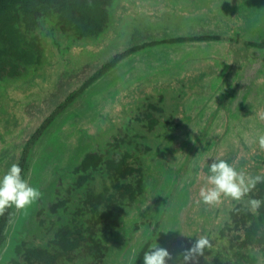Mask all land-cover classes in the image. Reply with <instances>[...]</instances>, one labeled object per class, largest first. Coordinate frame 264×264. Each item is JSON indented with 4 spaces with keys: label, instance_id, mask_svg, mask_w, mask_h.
I'll use <instances>...</instances> for the list:
<instances>
[{
    "label": "rangeland",
    "instance_id": "rangeland-1",
    "mask_svg": "<svg viewBox=\"0 0 264 264\" xmlns=\"http://www.w3.org/2000/svg\"><path fill=\"white\" fill-rule=\"evenodd\" d=\"M201 2L202 9L199 8L202 3L181 4L178 10L161 4L154 8L135 5L126 9L114 38L108 39L100 50L68 55L65 61L61 60L57 77L52 78L51 83L10 94V103H14L20 119L16 128L0 131V176L11 164L20 163L29 140L64 102L66 95L80 88L90 74L116 54L154 39L201 34L222 37L219 42L148 48L83 93L29 151V170L25 178L39 188L42 195L23 209L9 205L15 212V221L19 216L27 218L43 206L60 170H64L83 147L95 146L100 127L103 131L108 125L101 113L112 109L111 100L117 97L114 102L122 110L126 102L133 101L126 97L130 89L140 86L142 91L147 83L158 84L157 93L164 99L162 108L167 112L161 118L159 129L175 121L181 108L184 115L178 118L185 121L158 151L154 149L155 134L141 131L148 144L151 143L156 167L165 175L160 184L163 188L157 191L155 203L148 202L141 213L132 215L124 233L132 240L131 244L121 258L109 257L108 264H135L147 243L167 248L172 254L169 264L183 262L181 259L175 263L176 253L184 257L185 250L192 247L199 234L214 231L217 223L211 212L218 203L206 204L199 196L201 187L211 186L207 176L212 160H227L248 178L261 177L256 183L264 180V148L258 142V137L264 135V50L249 48L248 54L242 52L236 58L231 46L232 39L238 40L236 45H244L264 37V0ZM189 90L195 93L186 97L191 93ZM136 98L138 96L133 95L131 99ZM3 110L8 111L0 101V111ZM203 208L205 212L198 216ZM3 211L4 208L0 209V214ZM155 227L158 232L154 234ZM113 244L116 248V242ZM197 255L191 261H184L185 264L194 262ZM3 260L0 259V264H4ZM138 264H143V258Z\"/></svg>",
    "mask_w": 264,
    "mask_h": 264
},
{
    "label": "trees",
    "instance_id": "trees-1",
    "mask_svg": "<svg viewBox=\"0 0 264 264\" xmlns=\"http://www.w3.org/2000/svg\"><path fill=\"white\" fill-rule=\"evenodd\" d=\"M201 1L0 0V101L8 110L0 111V131L19 124L20 115L14 103H10V94L51 83L52 78L57 77L61 60L65 61L68 55L100 50L108 39L114 38L126 9L135 5L154 8L161 4L178 10L181 4H203ZM203 7L204 4L199 8ZM221 40L222 37L209 34L154 39L116 54L86 77L80 88L67 94L64 102L42 123L29 140L19 163L22 175L28 174L29 151L56 118L123 62L151 47ZM231 42L236 58L242 52L248 54L249 48L264 50V37L242 46L236 45L237 39ZM86 69L90 72L88 67ZM139 88L133 87L127 94L126 97L133 100L130 104L126 102L128 109L124 104L121 110L114 102L117 97L111 100L112 109L101 113L108 125L103 131L100 127L94 147H83L64 170H60L50 186L47 204L25 219L19 216V223L14 220L12 207H4L0 214V252L7 240L5 229L11 220L16 223L10 227L12 247L4 255V264H108L109 257L121 258L129 248L132 240L124 236L125 229L135 212L141 213L148 202L157 201L156 194L162 190L160 184L165 176L156 167L151 143L148 144L141 131L155 134L158 142L154 149L158 151L185 121L178 118L184 115L181 108L175 121L159 129L161 118L167 112L162 108L164 99L157 93L159 85L147 83L142 91ZM188 93L186 97L195 92L189 90ZM133 95L138 98L131 99ZM254 198L262 201L255 209L250 204ZM217 206L211 212L217 219L214 231L199 234L207 236L212 247L205 248L204 255L198 254L191 264H264V180L250 187L239 200L222 195ZM203 212L204 208L198 216ZM157 232L155 227L154 234ZM148 247L149 243L144 245L135 264L141 261ZM181 259L183 256L177 253L173 257L175 263Z\"/></svg>",
    "mask_w": 264,
    "mask_h": 264
},
{
    "label": "clouds",
    "instance_id": "clouds-1",
    "mask_svg": "<svg viewBox=\"0 0 264 264\" xmlns=\"http://www.w3.org/2000/svg\"><path fill=\"white\" fill-rule=\"evenodd\" d=\"M231 2V0H229ZM260 147L264 148V135L258 137ZM261 177H246L245 173L238 171L232 164L224 159H214L209 165L208 185L201 187L199 196L206 204L218 203L223 196H229L239 200L242 195L249 191L256 181ZM39 188L31 185L22 175V168L19 164L13 163L9 169L0 176V209L10 204L23 209L31 205L41 197ZM260 199H251L253 209L259 207ZM212 241L207 236H200L196 239L191 248L186 249L184 261H191L197 254L204 255L205 248L211 249ZM172 254L165 247L153 244L143 254V264H169Z\"/></svg>",
    "mask_w": 264,
    "mask_h": 264
},
{
    "label": "flooded vegetation",
    "instance_id": "flooded-vegetation-1",
    "mask_svg": "<svg viewBox=\"0 0 264 264\" xmlns=\"http://www.w3.org/2000/svg\"><path fill=\"white\" fill-rule=\"evenodd\" d=\"M26 210H24L25 212ZM14 223V220H11L10 222V226H8L5 231H4V234L6 235L7 237V240L2 244L1 248V252H0V259H3L4 258V255L7 253V251H10L12 245H11V237H12V234L10 233V227H11V224ZM16 224V223H15ZM9 253V252H8Z\"/></svg>",
    "mask_w": 264,
    "mask_h": 264
}]
</instances>
